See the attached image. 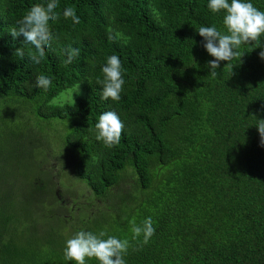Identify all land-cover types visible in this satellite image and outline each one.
Segmentation results:
<instances>
[{"label":"trees","instance_id":"obj_1","mask_svg":"<svg viewBox=\"0 0 264 264\" xmlns=\"http://www.w3.org/2000/svg\"><path fill=\"white\" fill-rule=\"evenodd\" d=\"M42 2L0 0V100L27 105L42 122L66 123L57 154L40 130L45 127H36L38 177L31 185L47 203L69 208L67 222L76 225L70 235L84 227L127 239V264H264V144L255 127L264 119L261 47L242 46L233 68L223 69L227 62L221 61L212 78L206 64L213 58L196 31L220 27L221 16L207 10V0H60L61 16L51 25L55 38L33 65L27 49L23 57L15 54L23 37L14 40L9 30ZM253 3L264 11V0ZM67 6L78 24L63 18ZM69 46L79 54L65 64ZM113 54L121 59L125 84L119 101H101L100 67ZM41 74L52 79L47 91L35 88ZM78 85L84 95L75 102H53ZM105 111L124 123L120 142L111 147L93 130ZM56 155L60 173L71 172L91 193L83 210L55 193L61 186L49 158ZM93 208L98 213L88 218ZM149 216L155 232L145 244L133 239L131 227ZM61 231L62 239L65 221ZM2 232L0 226V264H64L63 255L42 261L10 241L3 245Z\"/></svg>","mask_w":264,"mask_h":264},{"label":"clouds","instance_id":"obj_2","mask_svg":"<svg viewBox=\"0 0 264 264\" xmlns=\"http://www.w3.org/2000/svg\"><path fill=\"white\" fill-rule=\"evenodd\" d=\"M59 2L60 0H43L42 3H35L16 21L9 34L14 40L23 37L21 47L15 50L17 56L23 57L27 49L28 58L33 65H39L44 60L45 50L51 47L55 38L51 25L61 16L57 11ZM207 10L214 16H221L220 27L212 24L201 25L196 29L202 37L206 53L213 58L206 64L209 76L215 78L219 75L217 69L221 61L227 62L223 69H232L231 61L240 55L239 49L242 46L261 47L259 55L264 59V11L257 8L253 0H207ZM62 16L65 20L70 19L73 24L80 22L71 6L63 9ZM115 36L127 39L119 32ZM78 54V49L69 46L64 63L71 64ZM100 73L101 77L97 80L101 85L100 100L119 101L125 84L119 56H108L100 67ZM51 86L50 77L43 74L36 77V89L47 91ZM76 87L79 91V85ZM255 127L264 144V119H256ZM123 128L124 123L116 112L105 111L99 115L93 130L97 141L111 147L120 142ZM131 231L133 239L142 237V242L146 244L155 232L152 218L146 217L139 225L132 222ZM128 248L127 239L107 235L104 231L96 233L79 230L65 241L63 261L64 264H88L89 260H95L97 264H127L125 256Z\"/></svg>","mask_w":264,"mask_h":264},{"label":"rangeland","instance_id":"obj_3","mask_svg":"<svg viewBox=\"0 0 264 264\" xmlns=\"http://www.w3.org/2000/svg\"><path fill=\"white\" fill-rule=\"evenodd\" d=\"M83 88L79 85V91L77 87L68 90L53 102L56 104L73 103L84 95ZM39 125L45 127L40 130L50 141V151L59 153L63 148V138L68 132L65 122H42L35 115L32 117L27 105L5 98L0 100V226L2 234H5L3 245L10 241L18 247L20 253L43 261L52 259L55 254L63 255L66 241L64 235H67V239L70 238L73 226L76 225L72 221L67 222L70 220L69 208H57L56 202L54 205L47 203L43 194L31 185L38 177L39 159H35V156L39 143L35 133H38ZM46 125L52 126L47 127ZM41 143L47 151L48 147L44 140L41 139ZM49 162V168H52L51 176L56 183L60 181L61 186V188L58 185L55 186V193L58 192L66 198L70 197L69 200L83 210L82 200L86 198L90 201L91 197L87 186L84 183L79 185L71 172L70 174L68 171L60 173L62 162L58 161L57 155L54 160L49 158ZM25 174L29 175V178H24ZM125 180L124 184H129L131 188L134 186L131 177H125ZM130 187H128L129 190ZM118 202L120 203V200ZM97 204L98 209L104 205L99 201ZM49 208L54 209V213L57 208V213L47 211L46 209ZM87 212L88 218H92L98 210L93 208ZM80 220L83 224L84 217ZM64 221L66 232L62 234L61 239L60 234Z\"/></svg>","mask_w":264,"mask_h":264},{"label":"flooded vegetation","instance_id":"obj_4","mask_svg":"<svg viewBox=\"0 0 264 264\" xmlns=\"http://www.w3.org/2000/svg\"><path fill=\"white\" fill-rule=\"evenodd\" d=\"M58 195V194H57ZM58 198L61 200V197L58 196ZM72 203L71 201H69V204ZM71 208H74V206H72Z\"/></svg>","mask_w":264,"mask_h":264}]
</instances>
